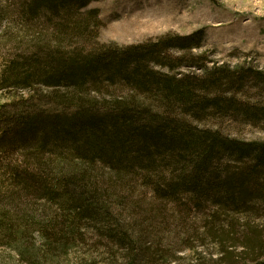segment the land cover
Listing matches in <instances>:
<instances>
[{
	"label": "trees",
	"instance_id": "16d2710c",
	"mask_svg": "<svg viewBox=\"0 0 264 264\" xmlns=\"http://www.w3.org/2000/svg\"><path fill=\"white\" fill-rule=\"evenodd\" d=\"M92 1H14L10 16L18 22L13 26L18 23L24 34L35 28L50 36L28 39L33 46L21 50L0 76V90L13 92L0 105V188L8 185L27 197L51 201L63 198L83 218L103 224L102 202L88 170L54 165L55 160L71 159L131 175L163 200L188 201L198 208L209 202L216 207L213 218L229 211L264 215V141L231 137L190 119L240 111L253 122L264 118V110H249L235 99L250 82L264 92V71L202 66L200 77L156 67L182 66L184 59L170 57L169 50L199 48L203 29L87 51L71 39L97 40L103 25L99 10H84ZM113 86L127 88L130 95L102 94ZM20 91L27 95L18 96ZM19 195L6 194L0 202ZM9 218L3 211L0 232L18 240L27 225ZM257 235L252 231L244 236L242 246L249 255L260 249ZM219 236L216 240L227 252V233Z\"/></svg>",
	"mask_w": 264,
	"mask_h": 264
},
{
	"label": "rangeland",
	"instance_id": "374dc122",
	"mask_svg": "<svg viewBox=\"0 0 264 264\" xmlns=\"http://www.w3.org/2000/svg\"><path fill=\"white\" fill-rule=\"evenodd\" d=\"M14 1L0 0V76L21 50L29 48V44L33 46L27 40L41 34L35 28L24 34L18 23L12 25L18 22L10 16ZM93 9L99 10L103 23L97 40L71 39L87 51L96 45L126 46L203 29L199 48L169 50L170 57L184 59L182 66L173 70L156 67L200 77L204 76L202 66L254 67L264 71V0H93L84 10ZM41 35L47 39L50 36ZM110 88V92L102 94L130 95L122 86ZM18 93L27 95L23 91ZM12 95L10 89L0 90V105ZM235 99L249 110H264V92L251 82ZM190 119L199 127L219 128L231 137L264 141V118H255L253 122L244 111L226 116L206 113L202 120ZM66 161L55 160L54 165L88 170L91 186L102 202L104 223L83 218L63 198L51 201L27 197L23 191L5 184L7 189L0 188V200L6 194L20 195L0 202V218L6 211L9 222L26 223L27 227L26 231L20 229L25 232L18 240L14 236L10 240L0 232V264H264L262 213L229 211L213 218L216 207L209 202L198 208L188 201L163 200L150 185L131 175L118 176L101 164L88 166L71 159ZM24 162L21 160L20 164ZM110 225L116 233L114 237L108 234ZM252 231L257 232L262 244L249 255L242 245L244 236ZM223 232L227 233V252H222L216 240Z\"/></svg>",
	"mask_w": 264,
	"mask_h": 264
}]
</instances>
